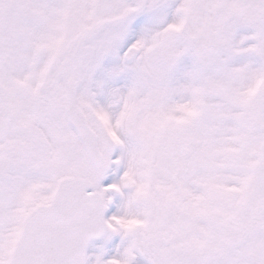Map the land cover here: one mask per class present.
<instances>
[{"label": "snow or ice", "instance_id": "obj_1", "mask_svg": "<svg viewBox=\"0 0 264 264\" xmlns=\"http://www.w3.org/2000/svg\"><path fill=\"white\" fill-rule=\"evenodd\" d=\"M136 253L264 264V0H0V264Z\"/></svg>", "mask_w": 264, "mask_h": 264}, {"label": "rangeland", "instance_id": "obj_2", "mask_svg": "<svg viewBox=\"0 0 264 264\" xmlns=\"http://www.w3.org/2000/svg\"><path fill=\"white\" fill-rule=\"evenodd\" d=\"M118 177H114L111 172L107 174L106 179L102 181V184H106L109 182H112L113 179H117ZM119 202V197L114 196L113 203L109 205L108 209H106V218L110 215H112L116 208V203ZM117 245H120V251L123 250V247L126 246L124 244H121V238L119 235H113L110 240L105 242L104 238L100 241H93L89 244L88 250H87V256L89 257V260H94L95 255L99 254L101 250V246H103L104 255L103 259H111V258H118L117 257ZM108 246V247H107ZM136 260L134 261V264H147V259L144 256H141L139 253H136Z\"/></svg>", "mask_w": 264, "mask_h": 264}, {"label": "water", "instance_id": "obj_3", "mask_svg": "<svg viewBox=\"0 0 264 264\" xmlns=\"http://www.w3.org/2000/svg\"><path fill=\"white\" fill-rule=\"evenodd\" d=\"M95 238H98V237H93V238H91V239H95ZM91 239H90V240H91Z\"/></svg>", "mask_w": 264, "mask_h": 264}]
</instances>
